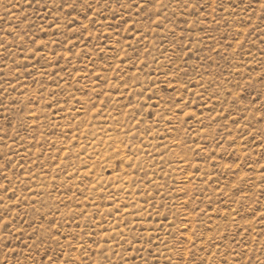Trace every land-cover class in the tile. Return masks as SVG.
Masks as SVG:
<instances>
[{
  "label": "rangeland",
  "instance_id": "374dc122",
  "mask_svg": "<svg viewBox=\"0 0 264 264\" xmlns=\"http://www.w3.org/2000/svg\"><path fill=\"white\" fill-rule=\"evenodd\" d=\"M0 264H264V0H0Z\"/></svg>",
  "mask_w": 264,
  "mask_h": 264
}]
</instances>
